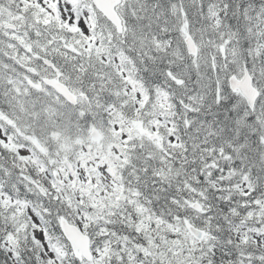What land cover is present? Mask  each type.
I'll return each mask as SVG.
<instances>
[{
  "label": "snow or ice",
  "instance_id": "snow-or-ice-1",
  "mask_svg": "<svg viewBox=\"0 0 264 264\" xmlns=\"http://www.w3.org/2000/svg\"><path fill=\"white\" fill-rule=\"evenodd\" d=\"M0 264H264V0H0Z\"/></svg>",
  "mask_w": 264,
  "mask_h": 264
}]
</instances>
